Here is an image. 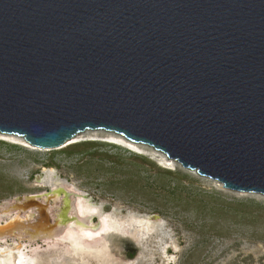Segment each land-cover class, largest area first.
Instances as JSON below:
<instances>
[{"label":"water","instance_id":"obj_1","mask_svg":"<svg viewBox=\"0 0 264 264\" xmlns=\"http://www.w3.org/2000/svg\"><path fill=\"white\" fill-rule=\"evenodd\" d=\"M88 129L264 194V0H0V132L52 150ZM48 189L0 203L36 208L20 231L44 247Z\"/></svg>","mask_w":264,"mask_h":264},{"label":"rangeland","instance_id":"obj_2","mask_svg":"<svg viewBox=\"0 0 264 264\" xmlns=\"http://www.w3.org/2000/svg\"><path fill=\"white\" fill-rule=\"evenodd\" d=\"M80 134L62 148L45 150L0 132V203L49 190L36 177L51 168L120 214L162 218L163 227L146 238L142 254L127 244L102 264H264V194L228 189L135 143L141 154L107 143L114 136L96 129Z\"/></svg>","mask_w":264,"mask_h":264},{"label":"bare ground","instance_id":"obj_3","mask_svg":"<svg viewBox=\"0 0 264 264\" xmlns=\"http://www.w3.org/2000/svg\"><path fill=\"white\" fill-rule=\"evenodd\" d=\"M79 136L80 133L64 145ZM105 141L142 153L134 148V143L116 136ZM38 182L41 187L53 188L51 196L42 202L45 203L46 211L52 214L51 217L60 221L54 238L44 247L36 242V236L23 232L25 227H29L24 222V216L33 219L39 213L36 208L25 210L24 213L21 210L28 207L26 205L6 208L0 211V264H92V260L102 264L105 255L126 246L128 240L139 244L142 254L146 238L158 227H163L160 216L120 214L114 207L105 210L104 203L95 202L84 191L57 176L51 168L46 169ZM18 212L22 213V218L15 224L14 218L18 217ZM95 216L100 218L99 225L94 223ZM11 220L15 224L12 229L7 224ZM5 223L8 228L3 226Z\"/></svg>","mask_w":264,"mask_h":264},{"label":"trees","instance_id":"obj_4","mask_svg":"<svg viewBox=\"0 0 264 264\" xmlns=\"http://www.w3.org/2000/svg\"><path fill=\"white\" fill-rule=\"evenodd\" d=\"M64 152H66L67 154H71V153H73V151H71V150H65ZM168 170V169H167Z\"/></svg>","mask_w":264,"mask_h":264},{"label":"clouds","instance_id":"obj_5","mask_svg":"<svg viewBox=\"0 0 264 264\" xmlns=\"http://www.w3.org/2000/svg\"><path fill=\"white\" fill-rule=\"evenodd\" d=\"M103 141V140H102ZM105 142H107V143H112L113 145H117V144H115V143H113V142H109V141H105ZM117 146H120V145H117ZM122 147H124V146H122ZM141 154V153H140Z\"/></svg>","mask_w":264,"mask_h":264},{"label":"flooded vegetation","instance_id":"obj_6","mask_svg":"<svg viewBox=\"0 0 264 264\" xmlns=\"http://www.w3.org/2000/svg\"><path fill=\"white\" fill-rule=\"evenodd\" d=\"M169 254H172V253H171V249L169 250Z\"/></svg>","mask_w":264,"mask_h":264}]
</instances>
